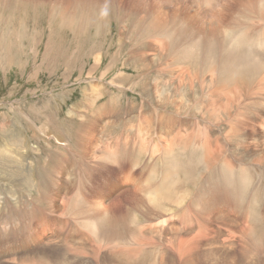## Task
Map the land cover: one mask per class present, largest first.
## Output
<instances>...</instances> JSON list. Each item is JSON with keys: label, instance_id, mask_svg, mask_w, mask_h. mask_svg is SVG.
Segmentation results:
<instances>
[{"label": "bare ground", "instance_id": "1", "mask_svg": "<svg viewBox=\"0 0 264 264\" xmlns=\"http://www.w3.org/2000/svg\"><path fill=\"white\" fill-rule=\"evenodd\" d=\"M244 2L249 8L237 10ZM216 3L219 5L214 8ZM86 6L91 7V4L87 3ZM203 7L208 9L207 18L189 6L177 7L171 14L154 6L150 20L134 17L141 21L143 33L157 34L160 47H164L163 52L166 51L164 53L158 51L157 59L161 61L163 56H167V61L162 64L163 73L157 74L155 80L158 81L157 88L161 86L156 91L159 99L157 102L162 104V107H156L163 111L158 119V132L167 137L164 142L168 147H161L157 139L158 135H154L152 131L151 118H149L135 132L139 131L138 133L143 136L154 135L150 137V144L153 143L152 146L150 145L151 148L147 150L138 142L139 145L141 144L140 148L138 151L135 149L133 151V147L128 148L130 142H119L117 146H121L123 150L118 158L107 154L108 152L105 151L109 150H105L106 148L96 155L95 158L102 159L103 163L104 161L114 163L121 156H123L121 159L123 165L129 160L131 169L125 176L129 185L122 186L118 182L119 175H115L116 183L106 189L98 187L97 191L95 184L89 181L87 184L80 183L76 178L78 176L74 165L66 163L60 166L59 171L66 177V182H62L60 177L51 178L50 175L53 173L41 176L37 171L35 187L30 185L28 188L23 184L25 176L23 171L29 170L31 160L35 161L33 149L28 150L27 147L18 145L16 147L15 144L0 148V264H18L6 260L7 255L12 251L13 255L17 256V260L26 258V264H32L31 259H39L44 264H51L52 244L54 242L58 244L62 240L56 237L55 229L64 222L62 223V219L56 216L57 214L68 217L72 226H76L77 221L83 219L86 228L84 224H79L76 228L82 226L87 229L80 239L74 238L73 242L70 241L73 232L69 233L71 236L67 238L70 244H73L70 247L76 245L74 249L76 253L75 256L69 257L64 251L65 259L59 264H75V259L87 260L86 253L90 251L87 242L89 236L96 248L95 256L97 257L98 252V255L103 253L104 264H176L177 261L180 262L179 264H237L238 262L262 264L264 132L260 135L249 134L247 129H244L245 126L236 125L234 123L236 120L232 122L230 119L235 109L233 104L239 103L237 95L245 98L248 97L246 96L248 91H260L264 87V0H203ZM121 18H119L121 24L127 21L124 17ZM188 24L194 25L195 31L200 30V34L190 39L186 28ZM183 36L184 43L177 44ZM152 48L157 47L152 46ZM138 56L141 57V54ZM151 64L157 67L156 58L150 60ZM189 67L192 69V77L197 76L198 80L202 78V82L206 84L204 89H201L200 85L195 86V83L193 87L185 84L186 75H182L185 72L180 75L176 72L177 68L189 71ZM123 75L122 78L125 77ZM209 77L212 79L216 77V82L214 83ZM178 80L182 83L179 84L180 86H175L174 82ZM101 90V87H97L92 90L90 96L99 98ZM191 92L194 99L190 97ZM262 100L264 101V96L259 99L257 105H250L253 101L247 103L248 105L242 104L239 106L242 111L237 109L236 115L247 117V114L253 111L251 118L256 113L259 119L264 121ZM224 102L230 105L228 111L218 108ZM92 103H95L94 98ZM196 112L197 122L209 127L211 132L205 141H194V133L187 134L194 127L189 116ZM137 117L133 121L139 120ZM129 123L132 126V118ZM212 126L218 129L219 141L225 144L221 155L220 151H214L210 146L211 143L218 141V138L216 139L218 133ZM104 127L106 128L105 125ZM183 128L185 132L181 135ZM227 129L228 136H224L223 133ZM59 140L62 141L60 137ZM134 141L138 140L133 139ZM248 141L252 142L249 144L254 148L244 145ZM93 151L97 152V150ZM146 157H149L147 166L144 165ZM53 159L57 160V155ZM103 165L105 164L99 166L89 164L86 170L91 172V169L98 168V170L103 169L102 171L107 174L110 170ZM105 180L107 181L105 185L111 183L106 178ZM121 189L123 191L119 192ZM63 190L64 202L63 207H60L61 204H57V199ZM129 190L131 192L125 193ZM87 192L88 197L93 195L94 199L88 198L84 204L81 198L83 193ZM40 198L42 203L37 204ZM111 198H114V201L106 205ZM119 199L120 203H125L128 199L131 201V203L127 202V212H118ZM195 202H198L197 206H194ZM16 204L20 205L19 209ZM228 209L229 213H227ZM182 213L184 216L181 220L189 224L185 233L186 238L176 243L175 248L167 255L159 247L164 241L166 243L178 241L180 235L172 233L175 224L173 220L178 219ZM31 220L50 226L41 234V228L38 227L36 233L39 234V239L36 245L32 244V236L28 234L27 223ZM62 232L63 230L60 233ZM45 241L50 245L39 248V244ZM18 245L24 249H9ZM31 247H34V251L29 254L32 251ZM125 249L130 250L126 253ZM36 255L43 257L40 259ZM137 259V263H134Z\"/></svg>", "mask_w": 264, "mask_h": 264}, {"label": "rangeland", "instance_id": "2", "mask_svg": "<svg viewBox=\"0 0 264 264\" xmlns=\"http://www.w3.org/2000/svg\"><path fill=\"white\" fill-rule=\"evenodd\" d=\"M87 3H90L91 7H87ZM218 5L219 3H216L214 8ZM154 6L162 8L168 14H171L177 7L183 8L189 6L193 7L192 9L204 18H207L208 15V9L203 7V0H2L0 2V148L15 144L16 147L18 145L20 147L25 146L28 150L33 149L35 161L31 160L32 164L28 163L30 165L29 170L23 171V175H25L23 184L28 188L30 185L35 187V173L37 171H39L41 176H43L42 174L50 175L53 173V175H50L51 178L58 179L60 177L62 182H66V177L59 173L60 166L66 163L74 165L78 176L76 178L80 183L87 184L89 181V183L95 184L96 190L98 187L106 189L108 186L116 183L115 175H119L118 182L122 186L129 185L125 177L129 169H131L128 163L129 160L123 165L121 160L123 156H121L114 163H108L104 160L105 163H103L101 162L102 159L98 160L95 158L96 155H99V152L106 148L105 150H111L110 153L109 151H105L108 152L107 154H110V156L115 155L118 158L123 150V148H120L121 146H117L119 142H130L128 148L130 149V146L133 147V151L134 149L138 151L141 144L148 150L151 148L150 145L153 144H150V137L154 135H158L157 139L162 148L163 146L165 148L168 147L165 143L167 137L158 132V119H160L163 111L157 108L158 106L162 107V104L157 102L159 99L156 96V91L161 86L157 88L158 81L155 80L157 74L163 73L164 66L162 64L167 61V56H163V60L161 61L157 59L158 51L160 50L162 53L166 51L163 52L164 47H160L157 34L150 35L149 32L143 33L141 21L139 22L134 18L135 16H139L146 19V21L150 20L149 18L152 16ZM244 8H249L245 2L237 10ZM123 17L127 21L121 24L119 18L123 19ZM186 28L190 39L200 34V30L195 31L196 27L192 24H188ZM182 43H184V36L177 42L180 45ZM152 46H156L157 48H152ZM170 53L171 51L168 55ZM139 54H141V57L138 56ZM155 58L157 67H154L152 64L150 65V60ZM176 72L179 75L185 72V74H182L186 75L184 83L190 87L194 86V83L195 86L200 85L201 89H204L206 86L202 82L201 77L199 80L197 76L192 77V69L190 67L189 71L177 68ZM123 74L125 75L124 79L122 78ZM119 77L123 80L121 78L119 80ZM209 79L211 80L212 77H209ZM124 80L127 81L123 82ZM212 80L215 83L216 77ZM180 83H182L181 80H178L174 82V85L176 86ZM93 85L102 88L99 98L90 96L92 90L94 91L97 88ZM246 96L248 97L244 98L237 95L239 103H234L230 99L234 103L233 105H235V111H232L230 120L232 122L236 120L234 121L236 125L245 126L244 129H247L249 134H263L264 121L259 119V115L254 113L251 118L253 113L251 111L245 117L244 115H236V110L242 111L239 106L252 101L250 105L259 104V99L264 96V87L260 91H248ZM190 97L194 99L193 92H191ZM92 98L95 99V103H92ZM262 102L264 104L263 100ZM222 106H218V108L225 111L230 109L228 102L222 103ZM158 111L161 112L159 113ZM197 112L189 116L194 127L187 134L194 133L193 140L200 142L207 140L205 138H208L211 132L208 129L209 127L197 122L195 119ZM135 117L139 120L133 121ZM207 117L209 119V116ZM130 118H132L133 127L129 123ZM149 118H151V127L155 134L143 136L138 133L139 131L135 132ZM123 122L127 124L125 125ZM212 127L218 133L216 135L218 141L209 144L212 150L220 151L219 154L221 155L224 152L221 150L225 147V144L219 141L220 135L218 129L215 126ZM129 128H132V130L128 131ZM113 129L116 130L114 131ZM184 130L183 128L180 132L181 135L184 134ZM223 135L228 136V129ZM59 137L62 141L59 140ZM97 138L100 139L98 140ZM133 139L138 141L133 142ZM102 142L104 145L106 144V147H104ZM138 142L141 144L139 145ZM249 143L251 144L252 142L248 141L244 145L251 146ZM93 150H97V152L95 151L94 153ZM77 154L82 156L80 158H83V160ZM92 154H94V159H92ZM53 155H57V160L53 159ZM97 161L100 163H96ZM148 162L149 157H146L144 165L147 166ZM89 164L91 166L92 164L93 166L105 164L103 166L107 167L110 171L106 174L102 171L103 169L99 168L100 170H98L96 168L88 172L86 167ZM53 167L55 168L53 169ZM105 178L109 182L111 181V183L105 185L107 183ZM121 191L123 189L119 192ZM127 192L131 191L129 190L125 193ZM122 193L125 194L124 192ZM86 194L83 193L81 198L84 204L88 198L89 200L92 197L94 199L93 195H89L88 197V192ZM70 201H72V198ZM113 201L114 198H111L106 202V205L111 204ZM63 202L64 190L57 199V204H61L60 207H63ZM127 202L131 203L129 199ZM127 202L120 203L119 199V203H117V205L120 204V208L118 205V212H127ZM41 203L42 199L40 198L37 204ZM16 205L19 209L20 205ZM197 205L198 202H195L194 206ZM227 213H229V209ZM56 216H59L62 219V223L64 222L65 224L63 223L55 229L57 231L56 237L62 240L58 239L60 243L55 244L54 242L52 244L53 259L51 264L63 262L65 252L69 254V257L75 256L76 252L74 249L76 245L70 247V245H73L70 244V241L73 242L74 238L75 240L80 239L81 235L87 230L82 226L76 228L79 224H84L83 219L77 221L78 224L76 226H72L68 217L61 214H57ZM183 216L184 214L182 213L178 219L176 218L177 220H173V224H175L172 233L180 235L178 241L169 243L164 241L162 246L159 247L167 255L175 248L176 243L186 238L185 233L189 228V224L185 223L183 219L181 220ZM27 224L29 226L28 234L32 236L31 242L33 245H36L39 239V234L36 233L38 227L41 228L40 234L50 228L49 225H42L37 220H31ZM71 228L72 230L70 231ZM60 229L63 230V234L60 233ZM59 234L62 236H59ZM70 236L69 241L67 237ZM11 237L12 235H10ZM87 242L90 248V251L86 253L87 260L81 261L75 259V264H104L103 253L98 255V252L96 254L97 257L95 256L96 248L90 236ZM49 245L50 243H46L45 241L39 244V248L42 246L48 247ZM9 249L23 250L24 247L18 245ZM30 249L32 251L29 254H32L34 247ZM128 250L130 249H125V252L127 253ZM7 256L6 260L9 259L18 264H26V258L17 260V256L13 255V251ZM42 257L37 256L40 259ZM137 261L138 259L134 263H137ZM30 262H33L32 264H44L39 259H31ZM179 263V261L176 262V264ZM241 263L238 262L237 264ZM262 264H264V258L262 259Z\"/></svg>", "mask_w": 264, "mask_h": 264}]
</instances>
